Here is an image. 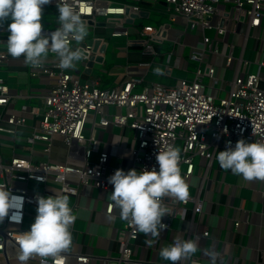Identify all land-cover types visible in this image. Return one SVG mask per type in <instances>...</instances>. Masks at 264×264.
Segmentation results:
<instances>
[{"label":"built area","instance_id":"obj_1","mask_svg":"<svg viewBox=\"0 0 264 264\" xmlns=\"http://www.w3.org/2000/svg\"><path fill=\"white\" fill-rule=\"evenodd\" d=\"M71 2L92 28L84 40L71 41L84 52L76 62L80 68H61L52 52L48 53L50 61L37 65L29 62L31 76L43 74L50 81L36 94L34 103L19 106L15 104L22 94L11 91L0 76V187L24 197L19 210L10 208L0 219V254L7 264L18 260L16 237L34 219L37 195L66 193L75 211L78 198L87 197L95 188L105 204L101 211L108 225L113 226L107 252L74 249L71 224L72 243L67 250L55 256L33 254L23 264H172L157 259V247L150 249L152 254L147 258L135 256L137 238L150 237L127 220H122L121 225L113 224L120 216L110 197L112 184L108 177L117 167L158 168V149L167 144L179 146L180 172L194 187V193L189 194L186 202L162 198L172 211L162 217L167 227L155 238L167 245L162 234L173 227L174 220L179 221L178 229L187 238L198 243L209 235L203 203L212 189L210 172L218 164L216 153L234 145L240 137L264 140V46L260 34L264 0ZM49 4L55 22L53 27L43 28L44 32L59 23L54 0ZM155 6H163L169 21L143 23V17L151 11L148 7L155 10ZM6 25L0 20V63L8 54L4 45ZM98 26L108 28V34L97 33ZM131 32L137 35L130 36ZM87 38H91V43H85ZM107 38L120 50L138 46L146 59L126 64L119 83L102 87L100 74H92V69L87 74L84 68L89 59L101 64L95 61L97 55L104 61ZM249 38L252 42L248 46ZM95 39L98 44L93 48ZM167 40H172L173 45L160 52L159 46ZM158 55L162 56L161 73L168 81L146 77ZM189 60L196 62L191 72ZM204 76L208 77L207 84L203 82ZM114 126L131 132L125 135L127 156H120L117 145L110 141L106 148H99L96 128ZM56 140L61 154L53 153ZM5 142L8 145L2 147ZM256 184L264 214V180L256 179ZM234 208L242 213L240 217L232 216L233 226L249 219L242 204ZM15 211L22 213L19 221L9 218ZM208 255L210 264L213 257L214 264H219L218 252L210 250ZM176 264H202V260L192 253Z\"/></svg>","mask_w":264,"mask_h":264},{"label":"clouds","instance_id":"obj_2","mask_svg":"<svg viewBox=\"0 0 264 264\" xmlns=\"http://www.w3.org/2000/svg\"><path fill=\"white\" fill-rule=\"evenodd\" d=\"M53 0H0V20L7 18V52L22 56L25 62L40 64L49 52L55 53L61 68L74 67L84 52L73 46L71 41H82L89 32L87 20L81 10H77L71 0H54L58 25L44 32L42 14L44 6ZM153 71L161 73L160 65ZM179 146L167 144L156 153L157 167H117L108 177L112 184L110 197L119 209V216L135 226L139 232L155 237L167 227L162 219L172 210L162 198L174 197L186 202L189 196L188 181L180 172ZM220 167L229 169L245 179L264 180V140H248L240 137L234 145L220 149L216 153ZM24 197L8 188L0 187V219L10 208L19 210ZM66 193L56 192L37 195L36 214L27 229L16 237L19 250L18 261L23 264L31 255L55 256L67 250L72 243L70 225L76 219V212L69 205ZM22 213L15 211L9 217L19 221ZM152 244L151 238L146 239ZM198 249L193 238H174V242L160 247L158 255L176 264ZM211 255V253H210ZM214 264V257H213Z\"/></svg>","mask_w":264,"mask_h":264},{"label":"crops","instance_id":"obj_3","mask_svg":"<svg viewBox=\"0 0 264 264\" xmlns=\"http://www.w3.org/2000/svg\"><path fill=\"white\" fill-rule=\"evenodd\" d=\"M148 8L153 11V8ZM154 8L156 12L154 15L155 22L160 23L169 21L163 6H155ZM151 11L147 17H143V23H150L149 20L145 22V18H149ZM3 21H5L6 24L8 22L7 18ZM54 22V19L50 21L49 16H46L43 19V28L53 27ZM48 24H50V26H48ZM95 31L97 33L108 34V28L101 26L96 27ZM260 34L263 38L264 46V22L260 29ZM129 35L133 36L137 34L136 32H131ZM5 36L7 37V30L5 31ZM165 42H167L165 43V48L162 49L164 43L159 46L160 52L169 49L173 45L172 40H167ZM251 42L252 39L249 38L247 41L248 46ZM4 45L6 49V44L4 43ZM109 52H112L110 64L108 68H104L100 76L98 75L100 77V86L102 87H109L119 83L124 78L123 70L126 64H134L135 61L145 58V56L139 52L138 46H129L125 51L113 48V50H109ZM51 59L52 58L47 54L42 61L47 62ZM154 61L155 63L151 65L152 71L150 69L146 77L153 74V76H155L154 79L168 81L167 76L153 71L154 66H161L160 62L162 61V56H155ZM28 68L29 62H25L22 56H13L9 53L6 59L0 63V76H2L4 82L11 91L20 92L22 94V96L17 99L15 106H19L21 103H34L36 94L40 93L50 81V78L43 74L31 76ZM111 110L112 107L109 108V111ZM126 133L130 134L131 132L126 130L123 132L118 126L96 128L95 130V135L100 140V149L103 147L106 148L110 141L117 145V153L123 157L127 156L128 153L124 146L126 142ZM4 139L10 140V137H4ZM113 160L114 158L111 159V161ZM210 174L212 189L205 195L203 203L204 221H206L209 226V235L199 240L198 249L194 254L201 256L202 264H210L208 258V252L210 250L220 254L218 258L219 264H264V214L261 213V201L258 192L255 190V185H257L256 179H245L243 176L233 173L229 169L220 167L219 163L211 170ZM192 193H194V187L189 185V194ZM200 195L202 197L203 193ZM99 197H101V194L99 195L98 190L93 188L87 197L78 198V207L75 209L76 219L72 222L74 239L72 247L74 249L80 248L89 250L96 254H104L107 252L108 245L110 244V237L113 233V226L108 225V219L105 218L101 211L105 204ZM68 202L70 204L72 200L69 199ZM238 204H242V206L248 210L249 219L246 222H241L237 226H233L231 220L232 216L235 215L236 217H240L242 213L240 209L236 211L234 208V206ZM80 212L84 213L86 216L80 215ZM121 223L122 219L117 217L113 222L115 225H121ZM179 224V221L177 222L174 220L172 224L173 227L163 232L162 236L166 237L168 244L171 243L172 238L179 237L187 239L188 235L184 231L178 229ZM198 229H200V227H198ZM155 237H150L153 243L147 244L145 241L149 238L140 235L134 245L135 256L147 258L152 254L150 249L152 247H157V259L164 260L158 255V252L160 247L166 245V243ZM144 245H148V247H144ZM0 264H7L1 254ZM9 264H21V262L12 260ZM94 264H99V262Z\"/></svg>","mask_w":264,"mask_h":264},{"label":"rangeland","instance_id":"obj_4","mask_svg":"<svg viewBox=\"0 0 264 264\" xmlns=\"http://www.w3.org/2000/svg\"><path fill=\"white\" fill-rule=\"evenodd\" d=\"M128 1H130V0H128ZM45 7V12H43V14H42V17H41V19H42V23H43V19L46 17V16H49V18H50V21L51 20H53L54 19V21H55V13L53 12V10H52V7L50 6V4H47V5H45L44 6ZM156 14V12H155V10L153 9V11H151V13H150V16H149V18H145L146 20H145V22H148L147 20H149V22L150 23H152V24H154V25H156V24H159L158 22H155L154 21V15ZM165 17V16H164ZM98 19H102V16H99L98 17ZM167 19H169L168 17H167ZM46 24V23H45ZM48 26H50V25H48ZM88 28H89V32H88V34H91L92 33V28H91V26H88ZM108 39V41H109V43H108V45H107V47H106V49H105V58H104V61L101 63V64H94L93 65V67H92V74H101V73H103V71H104V68H108V65L110 64V61H111V56H112V52H109V50L110 51H112L113 50V48L114 49H116L115 47H113L112 46V44H111V40L109 39V38H107ZM165 43H167V42H164V44L162 45V49L163 48H165L166 46H165ZM109 52V53H108ZM144 59H146V58H144ZM196 65V62L195 61H193V60H189V62H188V71L189 72H191L192 70H193V68H194V66ZM80 68V65L79 64H75V69H79ZM147 78L148 79H154L155 78V76H153V74H150V75H148L147 76ZM166 78V77H165ZM207 81H208V77L207 76H204L203 77V82L205 83V84H207ZM223 94V92L221 93V95ZM218 100L217 99H215V102H217ZM86 135H87V132L85 133ZM6 145H8V143H4V144H2V147L4 146H6ZM60 145H59V143H58V140H56L55 141V146H54V148H53V153H57V154H61V149H60ZM2 152H3V149H2ZM80 215H83V216H86L84 213H82V212H80L79 213ZM88 214V213H87ZM88 216V215H87Z\"/></svg>","mask_w":264,"mask_h":264},{"label":"water","instance_id":"obj_5","mask_svg":"<svg viewBox=\"0 0 264 264\" xmlns=\"http://www.w3.org/2000/svg\"><path fill=\"white\" fill-rule=\"evenodd\" d=\"M142 3L149 4V1H143ZM142 15L145 16L146 15V12L142 11ZM85 43H91V38H87V40H86ZM97 44H98V39H95L93 41V48H95L97 46ZM95 61L96 62H99V63H102L103 62V57L101 55H97L95 57ZM93 65H94V61L91 60V59H89L87 61V67L84 68V72L87 73V74H89L91 72V69H92Z\"/></svg>","mask_w":264,"mask_h":264},{"label":"trees","instance_id":"obj_6","mask_svg":"<svg viewBox=\"0 0 264 264\" xmlns=\"http://www.w3.org/2000/svg\"><path fill=\"white\" fill-rule=\"evenodd\" d=\"M45 10H46V9H44V12H45ZM48 25H50V24H48ZM145 58H146V57H145Z\"/></svg>","mask_w":264,"mask_h":264}]
</instances>
